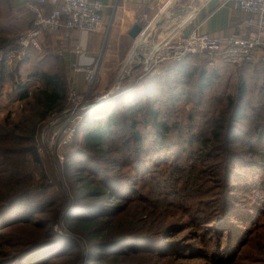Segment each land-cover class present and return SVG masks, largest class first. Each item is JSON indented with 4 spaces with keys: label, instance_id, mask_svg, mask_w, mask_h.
I'll list each match as a JSON object with an SVG mask.
<instances>
[{
    "label": "trees",
    "instance_id": "obj_1",
    "mask_svg": "<svg viewBox=\"0 0 264 264\" xmlns=\"http://www.w3.org/2000/svg\"><path fill=\"white\" fill-rule=\"evenodd\" d=\"M9 2L11 3L10 0H0V16L5 12L4 8L12 9ZM10 13L5 14L8 20L12 17ZM0 23H2L0 25V82L15 79L12 82V87L16 85L15 93H19V97L24 101L22 109L16 117L11 118L9 114L0 122V155L4 157L0 165L4 166L7 171L6 175L0 178V200L3 201L0 204V230L18 222L42 229L44 238L28 241L27 248L11 254L12 262L7 263L47 264L54 257L73 252V249L78 246L76 240L57 233L51 225L58 216V211L55 208L59 202L53 198L52 201L42 198L47 193L45 190L49 191L51 188L47 179L48 175L44 170L42 156L38 151L42 124L53 115L59 114L65 106L68 80L60 72L49 71H34L29 74L28 79H37L39 82V85L33 89L26 81L24 83V81L18 80L17 77L23 62L20 63L16 60L17 64L12 70L14 64L12 63L13 55L11 56V52L19 47L18 36L16 33H3L5 22ZM192 57L203 59L202 66H197L195 59H190ZM207 61L208 58L205 55L196 54L181 61L169 62L163 76L168 77L171 74L180 73V76L176 78L177 81L175 80L176 86L172 87L170 84L167 87L163 86L162 80L159 79L160 74L158 76L155 74L143 81L141 85L134 84L121 88L111 97L84 112L83 118L78 124V132L72 140V151L69 152L67 159L68 163L73 160L77 161L73 168L78 171V175L81 172L87 175L74 178L72 190L74 193H78L75 190V184L80 183L78 186L80 188L79 198H102L107 195L111 202V208L107 211L110 215V226L106 224L108 220H105L103 227L98 226L100 222L94 215L98 213L82 215L86 213V210L80 207V202H76V208L78 211H83L76 212V209L65 215V222L69 230L87 245V264H126L120 261L122 255L145 254L148 250H153L151 245L158 241L154 234L151 237L154 239H130L133 232L143 230V226H138L137 223L148 227L145 218H137L133 215L132 220L120 218L127 208L122 209L121 206L129 202L132 199L131 195L135 193L133 185L135 182L131 184L132 178L127 175L122 176L120 170L112 175L108 174L106 163H103L101 158L105 159L109 153L116 152L119 154L118 158L112 159L116 162L115 168H122L128 164L132 168L131 173L141 176L152 158H154L152 161H156L158 158L161 163L170 164L180 152L184 153L185 150L176 146V140L170 136L173 130L183 127L181 118L177 114L176 118H173L174 115L171 112L162 111V108L156 104H159V95H162V101H160L162 107L171 103L168 105L172 108L182 99L190 100V98L201 105L203 101L199 103V100L204 96L205 91H212L221 72L218 68L209 66V61ZM247 64L248 67L238 70L237 75L233 76L237 79L234 87L235 94H228L224 99L226 100L225 105L216 110L217 115L207 120L209 132L197 134V136L202 139L201 148L205 151L203 156L210 154V150L206 151L210 142L224 141L227 144L223 162L226 171V186L230 183L233 190H236V186L234 188L233 184L241 181V185L245 183L246 190L260 194L261 191H264V113L255 114L247 109V100L249 99L247 94L250 89L248 86L250 78L247 76L253 77L254 81L259 84L257 92L264 97V60L259 65L246 62L238 65V68ZM197 73L198 75L195 77ZM183 84L188 85L187 92L179 88ZM139 115H142V122L138 119ZM193 118V115L189 117L190 122L187 126H192ZM242 123L246 124V128L241 126ZM138 126L143 127V130H140ZM183 129H186V125ZM124 130L128 136L120 134L115 138L118 133H124ZM250 130H254L256 138ZM188 131L192 136V131ZM190 136L188 137L190 138ZM77 137L82 138L79 140ZM116 139L123 142L120 149L113 147ZM238 145L245 148L241 151L237 148ZM258 147L263 149L260 150ZM27 165H31L30 170H27ZM220 165L222 166V163H215L208 166L207 169L214 173V168H220ZM207 169L205 166L198 173H208ZM39 176L44 182L37 181ZM198 177H193V183H197ZM189 181L188 179L187 182L191 183ZM191 185L193 186L192 183ZM226 192L228 193L223 189L219 198L221 200H218L217 206L213 204L211 212L207 216L204 214L205 224H209L207 230L214 231L216 234L215 246L211 249L215 255L223 254L219 251H227L228 248L223 247L232 240L230 231L239 232L241 230L240 223L242 222L243 225L246 222L243 215L247 217L252 215L253 209L256 208V203L248 204L236 194L228 196ZM47 209H49L50 217L33 219L36 213L48 211ZM141 209L146 208L141 207ZM144 212L145 210H142L141 214ZM263 212L264 205L261 204V207L257 209L256 216L259 214L261 216ZM256 216L248 221L249 225L254 223L256 225L258 220H256ZM112 217H118L119 222H112ZM252 231L250 230L248 233L250 234ZM99 237L100 240H98ZM242 242L243 240L239 237L237 244L241 245ZM40 243L42 244L40 245ZM229 246V248H234L232 245ZM40 247H43L42 250L40 252L36 250L37 252L34 251L33 254V250ZM31 253L29 258H25ZM8 255L9 252L6 249L0 252V257H4V260L9 258ZM46 257L49 259L44 261ZM22 258L25 260L23 261ZM226 261L230 262V259Z\"/></svg>",
    "mask_w": 264,
    "mask_h": 264
},
{
    "label": "rangeland",
    "instance_id": "obj_2",
    "mask_svg": "<svg viewBox=\"0 0 264 264\" xmlns=\"http://www.w3.org/2000/svg\"><path fill=\"white\" fill-rule=\"evenodd\" d=\"M167 1L168 0L160 5L157 12L158 14ZM182 1L186 5L190 4V7L184 11L183 15L193 13L191 19L183 25L186 26L206 2H204L205 0ZM10 4L12 5V9L9 10L8 8H4L5 12L0 16V22H5V30L3 33L17 34L19 46L21 38L26 36L33 27V15L25 12V6H15L14 0H12ZM9 12H11L10 15H13L10 20L5 16V14H9ZM157 15L155 14L146 18V21H144L145 19L143 20L139 34L133 38L132 44L130 43V46L126 50H114L113 45H110V52L107 50L108 47H106L101 51L99 57L89 60L92 67L95 66V64L98 65L97 76L93 83H90L87 80V75L84 71L77 72L74 70L72 64L78 57H80L77 46L79 45L81 48L82 46L78 44L74 47L76 58L75 60H71L69 54L74 45L72 46L71 44L66 43L64 39L70 37L72 30L66 31L63 28L55 32H44L41 35L40 49H21L18 47L17 50H13V52H11V56L13 55L12 63L14 64L12 70H14L17 61L20 63L23 62L17 79L24 81V83L26 81L31 89L39 85L37 79H28L29 74L34 71L60 72L65 75L68 80V90L65 103L67 102L66 104H68V106H72L71 98L69 96V90L72 89L77 95H82L84 100V102L82 101V107L78 113L71 118L73 119V122H75V136L78 132V124L82 120L84 112L91 107L92 103L102 100L101 98L112 90L116 86L117 80H120L122 77L123 79L120 83L121 88H126L134 84L141 85L143 84V81L147 80V78H151V76L155 74H157V76L160 74L161 77L159 79L162 80L163 86L167 87L168 84L172 87L176 86V78L180 76V73L177 75L171 74V81V75H169L170 77L163 76L167 64L175 61H158L153 67H151V64L150 67L148 65H138L137 54L134 52V60L130 61L129 65L123 66L136 42V39L149 24L151 31L150 44H156L162 41V36L154 38L151 30V24H153L151 21L155 19ZM15 16H19V18ZM0 25H2V23H0ZM253 31H255V29ZM250 33L247 36H249ZM61 36L64 39H62ZM57 37H60V39ZM54 38L57 43H54ZM150 48V46L144 47L142 50L143 53L147 54L151 50ZM259 53L261 55L258 56ZM197 55L201 56L205 54ZM205 57L208 58L209 66L218 68L221 72L219 73V78L216 79L212 91H205L204 96L199 100V103L200 101H203L201 105L197 104L196 100L190 98V100L182 99V101H179V103L172 108L169 107L171 103H167L162 107V104H160V101H162V95H159L160 101L159 104H156V106L162 108V111L168 110V112H171L174 115L173 118H176L177 114V116L181 118L183 127L186 125V129H183V127L178 128V130H173L170 135L176 140V146L181 147V150H185L184 153L180 152L178 157L174 158L170 164L161 163L158 158L156 161H152L154 159L152 158L147 163L146 171L143 172V175L141 176H135V173H131L132 168L128 164L127 166H122V168H115L116 162L112 159L118 158L119 154L116 152L109 153L105 159L101 158L103 163H106L108 174L112 175L120 170L122 176L127 175L132 178L131 184L135 182V184H133L135 193L131 195V201L129 200V202L121 206L122 209L125 207L127 208L126 211L121 214L120 218L123 217L124 219L132 220V215L137 218L143 217L145 218L148 227L137 223L138 226H143V230L133 232L134 234L130 236V239H150L154 234L155 238L158 240L156 241V244L153 243L151 245L153 250H148L145 254H134L131 256L122 255L120 257L122 263L264 264V212L261 216L260 214L256 216L257 209L261 207V204L264 205V191H261L260 194L257 192L252 193L245 189V183H242L243 185H241V181L237 182L238 184L232 183L233 187L236 186V190H233L230 183L226 186V171L224 170L223 162L225 161L227 144H225L224 141L215 143L210 142L206 149V151L210 150V154L203 156L205 151L201 148L202 139L197 136V134H206L209 132L207 130L209 127L207 120H210L217 115L216 110L225 105L226 100L224 99L228 94H235L234 87L237 79L233 76L237 75L238 70L248 67V64L238 68L239 66L237 64H231L208 55H205ZM190 59H195V64L197 66H202L203 64V59L200 57H192ZM262 60H264V50L259 49L256 60H254L252 64L259 65ZM197 75L198 73L195 74V77ZM247 78H250V80H248V86L250 89L247 94L249 98L247 100V109L255 114L264 113V97L257 92L259 84L254 81L253 77L247 76ZM14 81L15 79H7L4 82H0V122L9 114L11 115V118L16 117L22 109L24 101L19 97V93H15L16 85H13L12 87V82ZM180 86L183 87H179L182 91H186L189 88L188 85L185 84ZM144 102L147 101L144 100ZM191 115L194 117L191 121L193 127L187 126L188 122H190L189 117ZM50 119L42 124L39 133L38 151L42 156L44 170L48 175L47 179L50 182L49 186L51 188L49 191L45 190L47 193H45L42 198L49 201H52L53 198L59 202L55 208V210L58 211V216L51 225L57 233L64 236L67 235L76 240L78 246L73 249V252L71 251L68 254L54 257L47 264H87V245L81 238L69 230L67 223L65 222V215L76 209V212L86 210V213L82 215L98 213L94 215L98 217L100 222L98 225L99 227L104 226L105 220H108L106 224L110 226V215L107 213L111 208V202L109 201L110 198L106 195L102 198L81 199L79 198L80 188H78L80 183L75 184V190L78 193H74L72 190V183L75 182L76 177L86 176L87 174L81 172L83 175H78V171L73 168V165L76 164L77 161L73 160L68 163L67 157L69 152L72 151L71 144L74 137L66 145L61 146L62 140L65 136H56L58 130L56 131L54 127H57L58 125L52 123V121L56 119V116L51 120ZM138 119L142 122V115H139ZM58 122H60V120ZM241 126L246 128V124ZM138 128L143 130V127L141 126H138ZM188 130L192 131V136L189 135ZM250 131L253 132L254 137L256 138L254 130ZM120 134H127L128 136V133L124 130V133H118L115 138ZM188 136H190V138ZM77 138L79 139L82 137ZM54 142L55 144L53 145ZM122 144V141L116 139L113 147L115 149H120ZM76 147L75 144V148ZM237 148L242 151L245 147L239 146ZM258 148L260 150L263 149L260 147ZM3 159L4 157L0 155V164ZM215 163H222V166L220 165V168L215 167L213 173V171H209L207 167L212 166ZM205 166L208 173H198L201 169L205 168ZM30 167L31 165H27V170H30ZM6 173L7 171L5 170V167L0 165V178H3ZM196 176H199L196 179L197 183H193V177L195 178ZM95 178L97 177L95 176ZM188 179L194 187L191 183L187 182ZM37 181H39V183L44 182L41 179V176L37 177ZM223 189L228 191V193L226 192L228 196H231V194L235 196L236 194V196H239V198L243 199L248 204L256 203V208L253 209L252 215L248 217L243 215L246 222L243 225L242 222L240 223L241 230H239V232L230 231L232 240L227 246L223 247L225 249L228 248L227 251H219L223 254L215 255L211 249L215 246L216 234L214 231L207 230L209 224H205L204 214L207 216V214L211 212L213 204L217 206L218 200H221L219 198L222 195L221 193ZM76 202H80V207L84 209H79L80 211H78V208H76ZM1 203H3V201L0 200V204ZM219 204H221V202H219ZM141 207H145L146 209H141ZM47 210L48 211L45 210L44 212L36 213L33 219L50 217L49 209ZM142 210H145L144 214H141ZM254 216H256V220L258 219L256 225L255 223L249 225L248 221L254 218ZM111 220L112 222H119L118 217H112ZM249 229L253 230L250 234L248 233V231H250ZM239 237L243 240V244L241 245L240 243L237 244ZM41 238H44L42 229H38L29 224H22L21 222L13 223L8 227L1 229L0 252L6 249L9 252V258L4 260V257H0V264H8L7 262H12L10 259L12 256L11 254L27 248L26 244L28 241L32 239L35 241L36 239ZM98 240H100V237ZM41 244L42 243H40V245ZM229 245H232L234 248H229ZM41 248L43 247L33 250V254L37 251L40 252V250H42ZM228 250L230 251L229 254L232 255L228 254ZM31 255L32 253L25 256V258ZM108 258H110V255H108ZM46 259H49V257L44 258V261ZM227 259H230V262H227ZM24 260L25 259H23V261Z\"/></svg>",
    "mask_w": 264,
    "mask_h": 264
},
{
    "label": "built area",
    "instance_id": "obj_3",
    "mask_svg": "<svg viewBox=\"0 0 264 264\" xmlns=\"http://www.w3.org/2000/svg\"><path fill=\"white\" fill-rule=\"evenodd\" d=\"M231 2L235 10L250 16L247 24L254 27L255 31L249 36L215 35L198 27L187 33L184 32L186 26H183L163 42L151 62V67L158 61H181L196 54H205L237 65L253 62L258 50H264V0H231ZM46 3L52 5L50 11L44 8ZM27 9L33 15V27L19 41L21 49H40L41 35L44 32H55L62 28L66 31L90 32L98 30L104 23L103 4L100 0H37V3H28ZM77 48L81 60L77 58L72 66L77 72L84 71L87 80L93 83L97 76L98 65L92 67L85 56V49L79 46ZM69 93L72 106H68L66 102L62 111L52 116V118L56 116L52 123L58 125L54 127L56 131L58 130L56 136H65L61 146L66 145L74 137L76 128L71 118L78 113L82 101L84 102L82 95H77L73 89L69 90Z\"/></svg>",
    "mask_w": 264,
    "mask_h": 264
},
{
    "label": "crops",
    "instance_id": "obj_4",
    "mask_svg": "<svg viewBox=\"0 0 264 264\" xmlns=\"http://www.w3.org/2000/svg\"><path fill=\"white\" fill-rule=\"evenodd\" d=\"M10 1L12 2V0ZM100 1L103 4L102 14L104 16V23L98 30L90 32L72 30L68 39H64L61 36L66 43L72 46L74 45L69 54L71 60H75L76 58L74 47L78 44L85 49V56L88 61L90 59L93 60L95 57H99L101 51L106 47H108L107 50L110 52V45H113L114 50H126L130 46V43L132 44L133 38L139 34L143 20L155 14L157 15L160 5L166 0ZM31 2L37 3V0H14L15 6H25V12L28 14L30 12L27 9V4ZM188 7L189 5L183 3L182 0H168L156 18L151 21L153 23L151 24V30L154 38L158 36H166L168 38L178 31L193 15V13L180 15L178 10L184 9L185 11ZM44 8L50 11L52 5L46 3ZM166 14H170L169 22L162 25L157 23V21ZM15 17L19 18V16ZM249 17L248 14L235 10L231 0H208L192 18L189 24L186 25L184 32L188 33L194 27H198L202 31L215 35L246 37L255 29L254 27L248 26L247 20ZM138 29L140 30L138 31ZM145 35L146 32L143 31L136 41L140 40ZM57 38L60 39V37ZM54 41V43H57L55 38ZM139 48L141 47L138 46V49ZM259 55L261 54L259 53L258 56ZM78 60H81V57H78ZM132 60L134 59L131 49L123 66L129 65Z\"/></svg>",
    "mask_w": 264,
    "mask_h": 264
},
{
    "label": "bare ground",
    "instance_id": "obj_5",
    "mask_svg": "<svg viewBox=\"0 0 264 264\" xmlns=\"http://www.w3.org/2000/svg\"><path fill=\"white\" fill-rule=\"evenodd\" d=\"M184 9H180L178 10V13L179 12H182ZM170 14H166L164 15L161 19H159L157 21V23L161 24L162 20H165L167 18H169ZM150 25V24H149ZM149 25L145 28L144 32H146V35L145 37H142V40H138L135 42L133 48H132V52L136 53L137 54V58H138V65H150L151 62L153 61L154 59V56L156 54V52L158 51V49L160 48V46L163 44V42L167 39L166 36H163L162 37V41L161 42H158L156 44H153L151 43L150 44V41H151V31H150V28H149ZM150 38V39H149ZM138 46H140L141 48L138 49ZM146 46H150L151 50L145 54L143 53V48L146 47ZM123 77L120 78L119 81H122Z\"/></svg>",
    "mask_w": 264,
    "mask_h": 264
},
{
    "label": "water",
    "instance_id": "obj_6",
    "mask_svg": "<svg viewBox=\"0 0 264 264\" xmlns=\"http://www.w3.org/2000/svg\"><path fill=\"white\" fill-rule=\"evenodd\" d=\"M192 2V1H191ZM189 5V7H190V4H188ZM180 13V15H182L183 13H184V10L182 11V12H179ZM173 17H175V16H173ZM169 22V18H167V19H165V20H162V22H161V25L162 24H167ZM158 27V26H157ZM140 29H138V31H139ZM122 81H119V80H117V84H116V86L112 89V90H110L105 96H103L101 99L102 100H99V101H97V102H94V103H92L91 104V107H93L94 105H96L97 103H99V102H101V101H103V100H105V99H107V98H109V97H111L114 93H116V92H118L120 89H121V87H120V83H121Z\"/></svg>",
    "mask_w": 264,
    "mask_h": 264
}]
</instances>
